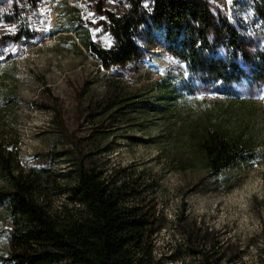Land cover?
I'll list each match as a JSON object with an SVG mask.
<instances>
[{"label":"rangeland","instance_id":"obj_1","mask_svg":"<svg viewBox=\"0 0 264 264\" xmlns=\"http://www.w3.org/2000/svg\"><path fill=\"white\" fill-rule=\"evenodd\" d=\"M205 1L214 13L227 17L249 56L264 50V26L252 13L251 0ZM127 8L128 0H0L1 135L7 146L15 147L24 172H47L54 178L67 173L68 162L63 157L47 158L65 147L53 132L52 110L59 111L67 129L78 137H87L103 125L108 138L97 162L137 179L147 190L142 197L154 201L156 213L166 220L154 236L153 256L158 264H181L177 253L185 259L182 264H199L187 251L178 217L214 232L223 250L237 248L233 264H263L264 78H251L253 60L238 55L234 62L241 70L240 79L223 96L206 81L207 75L189 76L186 65L162 46H144V56L125 68H100L80 38L86 30L90 41L111 46L101 13L120 15ZM17 21L29 35L18 42L11 39L19 35ZM72 23L77 34L67 30ZM217 52L221 58L227 56L225 46ZM109 81L134 88L171 84L178 97L157 115L142 118L141 124L132 121L131 127L93 120L90 106L104 95ZM201 121L227 137L249 142L253 157L203 180L205 166L194 151L190 132ZM57 182L64 184L65 179L58 177ZM65 208L72 210L65 196L53 195L49 210L56 213ZM0 227H8L2 209ZM6 249L0 236V256ZM227 256L221 254L219 264H228Z\"/></svg>","mask_w":264,"mask_h":264},{"label":"trees","instance_id":"obj_2","mask_svg":"<svg viewBox=\"0 0 264 264\" xmlns=\"http://www.w3.org/2000/svg\"><path fill=\"white\" fill-rule=\"evenodd\" d=\"M251 1L252 13L264 26V0ZM101 17L103 28L112 38L111 46L100 47L90 41L86 30L80 40L87 54L104 70L125 68L140 60L146 51L144 46H162L186 65L189 76L207 75L206 81L214 83L223 96H227L224 92H228L229 85L240 79L241 70L234 62L238 55L253 60L251 78H264V50L249 56L227 17L214 13L205 0H128L122 14L104 11ZM15 24L19 35L11 38L13 41L29 37L19 21ZM67 30L77 34L73 23ZM220 46L227 50L225 58L217 56ZM177 95L171 84L155 82L148 88H134L109 81L89 113L93 120L131 127L134 120L141 124L145 116L157 115ZM142 106L148 108L143 110ZM52 111L53 132L65 147L50 152L47 158L63 157L68 162L65 175L53 178L47 172H24L15 147L7 146L0 133V209L8 224L0 227L7 246L0 264H158L153 256L154 236L166 220L156 213L154 201L142 197L147 190L137 179L123 170L109 171L97 162L108 138L104 126L98 125V131L87 137H78L67 129L59 111ZM190 132L194 151L205 166L203 180L253 157L254 148L249 142L227 137L208 122H196ZM58 177L65 183L59 184ZM57 193L65 196L72 210H49ZM177 225L187 251L199 264H219L221 254H228V264L237 259V248H220L214 232L184 223L179 217ZM261 257L264 264V246ZM176 260L181 264L185 261L178 253Z\"/></svg>","mask_w":264,"mask_h":264},{"label":"snow or ice","instance_id":"obj_3","mask_svg":"<svg viewBox=\"0 0 264 264\" xmlns=\"http://www.w3.org/2000/svg\"><path fill=\"white\" fill-rule=\"evenodd\" d=\"M229 2H231V0H229Z\"/></svg>","mask_w":264,"mask_h":264}]
</instances>
